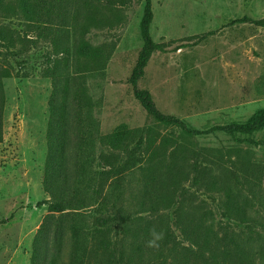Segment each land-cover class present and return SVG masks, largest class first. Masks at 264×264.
I'll return each mask as SVG.
<instances>
[{
  "label": "rangeland",
  "instance_id": "1",
  "mask_svg": "<svg viewBox=\"0 0 264 264\" xmlns=\"http://www.w3.org/2000/svg\"><path fill=\"white\" fill-rule=\"evenodd\" d=\"M13 1L0 0V28L8 37V41L0 37V264H32L39 230L50 214L43 180L53 77L45 73L53 70L64 87L58 91L60 103L65 102L64 91L70 90L65 88L74 87L76 78L83 77V87L92 100L97 120V152H108L99 139L117 126L142 128L143 134L138 138L146 151L145 172L164 179L167 165L174 160L177 165L172 176L176 180L187 177L172 196L185 197V203L170 205L168 209L160 207L156 213L139 212V216L155 225L162 221L178 235L173 215L176 206H195L198 211L205 208L211 210L214 224L227 223L214 200L218 197L219 203L221 193H208L202 184L194 183L195 172L186 164L187 158L212 168L218 179L222 174L220 166L232 168L239 180L233 185L237 183L242 189L251 214L258 217L255 228L264 241V129L246 135L216 131L187 137L179 128L158 124L143 109L131 82L143 47V1H117L112 8L103 7L105 19L101 26H91L84 34L92 46L102 50L96 63L76 54L80 30L70 32L72 55L58 54L49 39L29 31L22 17L6 13L5 6ZM107 1L102 0V6ZM151 1L150 34L154 42L164 46V51L153 53L137 88L147 90L162 113L182 119L192 128L207 130L245 123L264 109V0ZM243 17L252 22L233 23ZM259 21L262 25L255 23ZM3 71L10 75L1 77ZM67 113L60 124L69 136L65 144H70L73 118L72 112ZM86 126L90 128L88 122ZM136 141L132 140L130 146ZM153 151L159 156H153ZM142 171L137 169L126 176V198L143 187ZM162 191L169 195L165 189ZM69 214L85 232L101 228L95 219L108 213L81 209L70 210ZM60 216L57 213L56 219ZM123 225L121 222L116 226L110 237L118 243L116 258L124 249V259H129L131 237H124ZM242 230H247L246 226L235 227L236 232ZM44 234L41 246H46L49 257L55 249L53 227L46 226ZM70 234L71 230L64 233L65 248ZM127 259L119 264H128Z\"/></svg>",
  "mask_w": 264,
  "mask_h": 264
},
{
  "label": "trees",
  "instance_id": "2",
  "mask_svg": "<svg viewBox=\"0 0 264 264\" xmlns=\"http://www.w3.org/2000/svg\"><path fill=\"white\" fill-rule=\"evenodd\" d=\"M102 0H14L5 6L11 15L22 17L29 31L47 38L58 54L72 55L70 32L80 30L76 39L75 50L78 57L96 63L102 57V50L92 46L84 34L91 26H101L104 21L102 9L112 8L115 2L121 4L125 0H108L104 6ZM143 1V16L140 22L143 47L134 67L131 82L136 98L143 109L158 123L166 127L179 128L187 137L205 136L216 131L231 136L253 134L264 129V109L258 110L245 123H233L216 126L207 130L190 127L186 121L162 113L154 103L151 94L137 88V82L144 75L145 68L156 51H164L162 44L154 42L150 34L153 20L152 1ZM252 22L248 17L233 23ZM262 25V21L255 22ZM0 37L8 41V37L0 28ZM56 70L46 71L45 75L53 77V93L49 102V122L47 129V156L44 172V190L48 194L46 203L50 214L45 217L39 230L32 254V264H119L124 259L125 251L121 250L116 258L117 241L111 240V232L121 222L124 223V237H131V257L128 264H264V241L262 233L255 227L258 218L251 214L247 199L242 189L233 182H238L232 168L220 166L222 174L214 176L213 169L197 160L186 164L195 172L193 181L204 187L206 192L221 193L214 198L217 211L227 223L214 224L211 210L190 206H176L174 215L175 230L160 222L155 225L152 220L139 216V212H159L170 205L186 202L185 197L173 198L175 191L187 177L176 180L172 174L176 169V161L167 165L166 177L158 178L146 171L145 155L140 140L143 129H130L121 124L110 133L99 139L104 141L108 152H97L96 135L97 120L93 116L91 98L83 87V77L75 80V86H69L65 102H58V91L64 88L60 84ZM8 72H1L7 77ZM68 111L72 112L73 125L71 135L73 141L65 144L69 136L65 126L60 124L66 120ZM90 128L86 126V123ZM135 142L130 146L132 140ZM2 140L0 132V142ZM174 154V151L171 155ZM153 156L159 153L153 151ZM161 163V162H160ZM145 168V170H144ZM137 169H143L139 193L125 196V178ZM148 169V168H147ZM189 173V172H188ZM188 176V175H187ZM165 189L169 195L163 194ZM185 189L183 190V192ZM222 198L224 200H222ZM224 201V202H223ZM223 202V203H222ZM161 207V208H160ZM93 209L97 214L102 211L107 215L96 217L101 228L83 232L79 223L68 217L70 210ZM138 211V212H136ZM62 214L56 219V214ZM77 213V212H75ZM56 221H60L55 224ZM212 221V222H211ZM68 223V225L66 224ZM53 225V226H52ZM246 226L240 233L235 227ZM53 227L55 232V249L49 257L45 253L44 229ZM71 230L67 248L64 245V233ZM89 233V234H88ZM125 240V239H124ZM123 240V241H124ZM91 243V246L88 244ZM167 251V252H166ZM169 262L167 263V260Z\"/></svg>",
  "mask_w": 264,
  "mask_h": 264
}]
</instances>
